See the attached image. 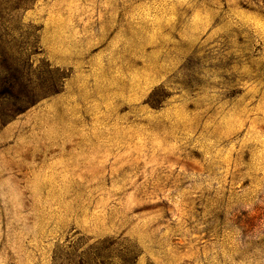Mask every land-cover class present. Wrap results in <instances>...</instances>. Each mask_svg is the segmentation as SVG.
<instances>
[{
	"label": "rangeland",
	"instance_id": "374dc122",
	"mask_svg": "<svg viewBox=\"0 0 264 264\" xmlns=\"http://www.w3.org/2000/svg\"><path fill=\"white\" fill-rule=\"evenodd\" d=\"M7 27L0 264H264V0H0Z\"/></svg>",
	"mask_w": 264,
	"mask_h": 264
},
{
	"label": "trees",
	"instance_id": "16d2710c",
	"mask_svg": "<svg viewBox=\"0 0 264 264\" xmlns=\"http://www.w3.org/2000/svg\"><path fill=\"white\" fill-rule=\"evenodd\" d=\"M18 35L20 36L21 34L16 28L7 27L1 28L0 30V49L3 47L0 51V58L2 59L0 62V108H2L3 112L10 101L19 102L22 100V95L24 93L20 77L13 75L11 66L8 64L9 61L6 58L9 53L5 51V45L13 44ZM36 43L37 41H33L32 44H29L27 51L33 50V48L36 47ZM9 49L11 50V47ZM31 84L32 79L28 80V87L34 90ZM18 110L19 109H14L13 114L18 112ZM9 118H12V115H9ZM3 121H6V119H3Z\"/></svg>",
	"mask_w": 264,
	"mask_h": 264
}]
</instances>
